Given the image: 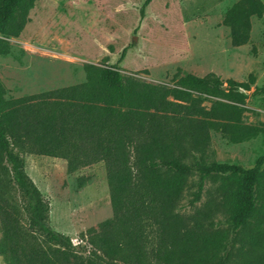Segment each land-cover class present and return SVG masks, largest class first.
<instances>
[{"label":"trees","instance_id":"16d2710c","mask_svg":"<svg viewBox=\"0 0 264 264\" xmlns=\"http://www.w3.org/2000/svg\"><path fill=\"white\" fill-rule=\"evenodd\" d=\"M150 0H144L141 12ZM35 0H0V55L6 38L18 36ZM261 0H240L228 9L233 45L246 43L249 17H261ZM125 49L119 60L123 58ZM84 82L14 99L0 82V190L11 179L23 200L28 225L0 196V255L6 264H264V154L254 166L208 161L209 131L231 143L248 140L261 126L242 120L245 91L254 81H223L214 73L185 74L175 86L121 74L115 66L83 65ZM264 94V87L254 93ZM171 97V99H169ZM215 97L207 108L201 105ZM63 158L69 172L103 161L112 216L81 233L80 251L48 225L49 204L15 153ZM197 153V154H195ZM10 178H8V175ZM197 175V182L188 178ZM220 179L217 203L228 215L234 239L223 241L203 222L177 212L184 192L206 178ZM251 226L256 231H251ZM251 232H249V231Z\"/></svg>","mask_w":264,"mask_h":264},{"label":"rangeland","instance_id":"374dc122","mask_svg":"<svg viewBox=\"0 0 264 264\" xmlns=\"http://www.w3.org/2000/svg\"><path fill=\"white\" fill-rule=\"evenodd\" d=\"M143 1L35 0L21 33L6 38L10 52L0 55L4 97L14 99L84 82L87 63L115 66L123 75L167 86H175L185 74L214 73L224 84L229 78L245 81L252 74L242 120L261 126L264 94L254 91L264 87V9L261 17H249L248 39L235 46L223 19L240 0H150L141 12ZM214 100L207 98L201 105L208 108ZM209 137L204 149L208 161L251 168L264 154L262 133L239 143L213 130ZM11 147L49 204L48 227L80 251L81 233L97 228L113 213L104 162L69 172L63 158L26 154ZM0 162L8 167L1 153ZM197 180V175L188 178ZM3 181L8 187L0 190V196L14 205L20 225L27 227L28 215L17 187L11 179ZM220 182L206 178L200 198L192 205L188 201L196 186L187 189L177 212L203 222L207 232H216L223 241L234 239L237 248L238 234L232 232L227 213L217 206ZM251 231L256 228L251 226ZM0 264H6L1 255Z\"/></svg>","mask_w":264,"mask_h":264},{"label":"water","instance_id":"95a60500","mask_svg":"<svg viewBox=\"0 0 264 264\" xmlns=\"http://www.w3.org/2000/svg\"><path fill=\"white\" fill-rule=\"evenodd\" d=\"M136 37L134 36L133 39H135Z\"/></svg>","mask_w":264,"mask_h":264}]
</instances>
